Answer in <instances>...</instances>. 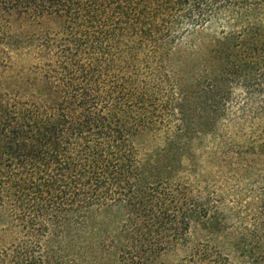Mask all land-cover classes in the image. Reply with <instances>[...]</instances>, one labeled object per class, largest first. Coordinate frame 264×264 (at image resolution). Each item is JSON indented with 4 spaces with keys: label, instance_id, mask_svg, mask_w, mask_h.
<instances>
[{
    "label": "trees",
    "instance_id": "1",
    "mask_svg": "<svg viewBox=\"0 0 264 264\" xmlns=\"http://www.w3.org/2000/svg\"><path fill=\"white\" fill-rule=\"evenodd\" d=\"M233 258L264 264V0H0V264Z\"/></svg>",
    "mask_w": 264,
    "mask_h": 264
},
{
    "label": "rangeland",
    "instance_id": "2",
    "mask_svg": "<svg viewBox=\"0 0 264 264\" xmlns=\"http://www.w3.org/2000/svg\"><path fill=\"white\" fill-rule=\"evenodd\" d=\"M209 144L205 145V148L202 150L201 152V156L204 158L206 157V155L209 152ZM204 166L207 170V172L211 173L213 168L211 167V165H208L207 163H204ZM243 186H242V199H243V208L241 210V212H239V216H240V220H238L236 223H231L228 227H229V238H231V233L235 232L236 229L239 231L240 233L247 230V232H255V225L257 224L258 220L257 217L261 214V209H260V205H254L253 204V190H254V178L253 177H247L244 182H243ZM217 182L213 181L211 183H209L210 189H214L217 188ZM222 187H224V184L222 183ZM237 224V225H236ZM238 227V228H237ZM234 230H231V229ZM205 236H201V238H204ZM229 238H219V241L221 242H228L230 239ZM226 253L230 254L231 256H234L233 253L231 252V250L228 249V252L226 251ZM232 261L234 262V264H237L236 260L233 258Z\"/></svg>",
    "mask_w": 264,
    "mask_h": 264
}]
</instances>
